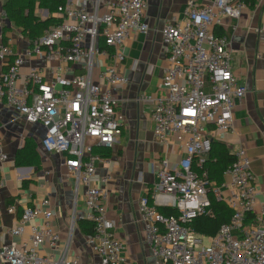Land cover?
I'll return each mask as SVG.
<instances>
[{"label": "built area", "instance_id": "1", "mask_svg": "<svg viewBox=\"0 0 264 264\" xmlns=\"http://www.w3.org/2000/svg\"><path fill=\"white\" fill-rule=\"evenodd\" d=\"M102 2L66 0L57 8L60 21L33 40L25 54L16 51L11 42L1 41L0 61L7 66L1 75V94L19 118L44 127L41 149L60 155L67 175L85 186V219L93 225L88 238L98 255L93 264H135L124 256V244L115 234L116 223L108 215V177L100 179V186L91 182L97 162L102 160L95 149L112 147L123 130V114L114 92L126 86L129 78L113 62L125 60L122 46L132 32L149 30L145 18L148 3L106 0L107 11L102 13ZM245 8L244 0H210L204 6L190 1L182 25L172 22L162 31L168 65L162 79L165 92L154 100V134L168 146L177 134L186 153L175 169L169 168L168 159L161 161L159 181L140 201L153 264H264V207L254 214L256 178L246 151H236L220 186L213 187L207 174L198 172L213 139L222 140L233 131L236 101L247 92L234 72L230 40L214 32L225 20L239 19ZM53 55L83 72L73 76L57 73L48 81L40 69L32 68L21 80L26 56L51 60ZM99 56L111 63L101 71V82H95ZM7 159L0 145V161ZM211 195L234 212L217 234L204 236L190 224L199 215L210 213ZM164 208L177 214L165 215L160 212ZM15 209L9 207L11 212ZM249 212L255 220L246 224ZM42 216V224L32 225L28 244L0 247V264H78L68 260L66 252L58 258L39 253L45 242L54 249L60 239L51 223L54 212L49 200L26 207L13 235L21 236L31 220Z\"/></svg>", "mask_w": 264, "mask_h": 264}, {"label": "crops", "instance_id": "2", "mask_svg": "<svg viewBox=\"0 0 264 264\" xmlns=\"http://www.w3.org/2000/svg\"><path fill=\"white\" fill-rule=\"evenodd\" d=\"M190 1L198 6L210 2L148 0L146 21L149 30L147 33L132 32L122 46L125 60L113 62L116 69L129 78L126 86L114 92L123 114V130L112 147L95 149L102 160L97 162L91 185L100 186V179L108 177V215L116 223L115 234L124 244V256L135 264L154 263L148 223L140 212L141 198L151 193L159 181L161 161L168 159L169 168L175 169L186 153L177 134L172 135L175 142L169 146L156 139L152 110L154 100L165 92L162 79L168 60L162 31L172 22L182 25L184 11ZM3 3L4 0H0V25L4 23L14 30L3 33L1 25L0 42H11L16 51L25 54L32 40L23 34L21 27L5 17ZM245 3L246 8L239 19H227L223 26L214 27L220 31L217 35L230 40L235 75L247 89L245 96L236 101L233 131L218 141L224 142L234 153L239 149L246 151L256 178V214L264 207V0H257L254 5ZM106 11V0H103L101 12ZM36 12L41 19L49 17L47 9L41 8ZM52 15L57 18L56 24L59 19L57 10ZM99 44L104 47L102 40ZM98 58L95 82H101V71L111 63L106 57ZM6 68L0 61V145L8 156L6 161H0V247L12 243L20 247L28 244L32 225L42 224L43 216L31 220L21 236L13 235L12 229L18 225L26 207L49 200L54 212L51 223L60 233V239L54 249L45 242L40 255L58 258L66 252L70 261L93 264L98 255L79 224L87 211L85 186L78 185L73 177L67 175V167L60 155L47 154L41 149L44 127L38 123H27L7 105L1 94V75ZM32 68L40 69L48 81L57 73L73 76L83 72L77 65L63 61L57 55H53L51 60L26 56L20 69L21 80ZM26 139L37 145L41 161L39 167L16 165L17 151ZM104 150L109 152L108 155L102 156L99 152ZM25 181L28 185L23 186ZM224 194L227 195L228 190H224ZM11 206L16 207L13 212L9 210Z\"/></svg>", "mask_w": 264, "mask_h": 264}, {"label": "trees", "instance_id": "3", "mask_svg": "<svg viewBox=\"0 0 264 264\" xmlns=\"http://www.w3.org/2000/svg\"><path fill=\"white\" fill-rule=\"evenodd\" d=\"M66 0H4L2 9L5 17L14 22L18 27H21L23 34L30 40H35L41 37L48 27L56 22V17L52 14L57 10L58 6L64 4ZM247 3L254 5L257 0H245ZM47 9L49 17L41 19L37 15L38 9ZM59 21V19H58ZM215 33L220 31L215 28ZM5 41V39H4ZM102 156L108 155V151H99ZM235 153L232 152L224 142L214 140L212 141L211 150L208 153L205 161L198 172L200 174L206 173L207 180L211 182L212 186H220L224 181L225 171L234 163ZM40 152L36 143L30 139H26L23 146H21L16 154L17 166H35L39 167ZM1 180V174H0ZM28 185L23 182V186ZM211 211L209 214L199 215L193 219L190 224L192 229L204 236H214L218 233L221 226L228 223L233 216V210L224 201L217 200L211 195ZM165 215L177 214V211L170 208L160 209ZM255 220V215L251 212L247 213L246 224ZM81 231L86 235L93 234V225L83 219L79 222Z\"/></svg>", "mask_w": 264, "mask_h": 264}, {"label": "rangeland", "instance_id": "4", "mask_svg": "<svg viewBox=\"0 0 264 264\" xmlns=\"http://www.w3.org/2000/svg\"><path fill=\"white\" fill-rule=\"evenodd\" d=\"M147 3H148V0H147ZM147 8H148V7H147ZM146 11H147V10H146ZM145 18H146V17H145ZM1 25H2L1 31H2L3 33L8 32V31H11V30H14V28L8 27V26H6V24H5V26H4V23H3V24L1 23ZM1 25H0V27H1ZM162 33H163V32H162ZM3 38H5V37L3 36ZM211 128H213V127L211 126ZM204 243L207 244V241L205 240Z\"/></svg>", "mask_w": 264, "mask_h": 264}]
</instances>
